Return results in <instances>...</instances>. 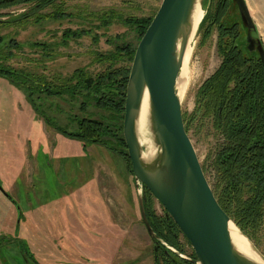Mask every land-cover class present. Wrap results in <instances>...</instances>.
<instances>
[{
	"label": "rangeland",
	"instance_id": "374dc122",
	"mask_svg": "<svg viewBox=\"0 0 264 264\" xmlns=\"http://www.w3.org/2000/svg\"><path fill=\"white\" fill-rule=\"evenodd\" d=\"M218 1L203 0L208 18L191 40L189 84L181 98L182 113L188 116L195 107L197 90L221 63L217 26H212ZM247 2L256 27L253 35L264 46V0ZM62 3L61 9L70 13V18L43 19L39 24L28 19L23 25H0V36L20 45L11 50L10 59H0L1 65L16 71L0 75V264H156L155 246L142 224L138 197L125 173V156L76 136L82 119L100 118L103 113L91 104L84 106L82 87L73 91L67 78L78 68H87L92 75L102 71L95 56L113 49L114 43L107 39L115 35L133 46L137 44L133 30L123 24L115 22L108 29H95L97 21H82L83 15L76 17L78 12L114 9L146 18L155 15L161 0ZM27 7L1 10L5 15L1 19L21 14ZM230 8L227 13L232 12L240 23L242 40L245 34L240 12ZM52 10L43 9L38 12L41 15L35 16ZM92 26L91 34L61 43L64 30ZM95 34L99 36L97 44L92 41ZM4 44L0 45L1 53L7 51L2 49ZM188 136L200 164L209 166L218 137L209 126H202L198 133L191 127ZM105 160L116 165L115 174L123 180V195L133 205L135 222L127 231H121L116 220L121 214H130L129 208L117 203L123 208L117 216L111 209L114 205L109 203V198L117 202L115 197L101 194L96 184L95 177ZM206 178L213 180L210 172ZM146 197L155 213L161 215L159 202L149 194ZM258 235L262 239L264 232ZM178 241L184 254L189 255L191 247L182 235Z\"/></svg>",
	"mask_w": 264,
	"mask_h": 264
},
{
	"label": "trees",
	"instance_id": "16d2710c",
	"mask_svg": "<svg viewBox=\"0 0 264 264\" xmlns=\"http://www.w3.org/2000/svg\"><path fill=\"white\" fill-rule=\"evenodd\" d=\"M62 1L0 0V11L17 5L28 6L21 14L8 15L0 25H23L28 19H33L34 23L39 24L43 19L59 20L67 16L70 18L71 14L61 9ZM50 7L53 10L49 14L35 16ZM230 7H233L231 0H219L215 5L212 26H217L221 63L197 90L195 107L191 114L188 116L182 113V117L187 134L191 127L198 133L202 126H209L212 133L218 137L219 142L213 158L209 166L201 165L202 170L206 177L209 172L212 175L213 180L208 182L220 207L264 256V237L261 239L258 235L259 232H264V68L258 54L248 46L246 38L239 39L240 23L235 20L232 12L227 13ZM81 12H78L76 17L83 15L82 21H97L95 29H108L115 22L123 24L133 30L137 44L154 16L138 18L134 15H124L114 9L93 13L86 10ZM2 16L5 15L0 12V19ZM207 18L206 12L198 29L202 28ZM92 29L93 26L80 30L66 29L61 36V43L64 45L68 41L89 35L93 32ZM243 29L245 34L246 29ZM208 33L210 29L206 30V34ZM98 39L99 36L95 34L93 43L97 44ZM121 39V35L107 39L108 43H114L113 49L95 56V61L103 67L102 71L92 75L87 68H78L67 80L73 91L82 87V95L86 99L84 106L91 104L103 113L100 118L89 116L82 119L76 136L88 143H97L117 150L125 156L131 172L122 125L128 75L137 44L133 46ZM2 44V49L7 51L0 52L1 61L10 59L11 50L20 47L14 39L7 40L6 37L0 36V45ZM12 72H16L15 69L0 64V75ZM146 194L149 193L145 191ZM145 210L158 238L173 246L179 254H184L178 241L179 235L182 234L173 220L166 216L163 207V213L156 214L147 198ZM183 238L185 239L184 236ZM152 241L157 249L156 264H196V255L192 248L189 255L184 254V258L178 253L166 250L159 241ZM185 241L190 246L186 239Z\"/></svg>",
	"mask_w": 264,
	"mask_h": 264
},
{
	"label": "water",
	"instance_id": "95a60500",
	"mask_svg": "<svg viewBox=\"0 0 264 264\" xmlns=\"http://www.w3.org/2000/svg\"><path fill=\"white\" fill-rule=\"evenodd\" d=\"M197 1L202 7L203 0H161L136 46L130 66L122 134L142 224L150 238L168 250L147 218V191L189 242L196 255V264H264L263 254L220 207L184 128L177 80L185 51L193 39L192 14ZM231 1L233 9L240 12L247 44L258 54L264 68V46L253 35L256 27L247 4L245 0ZM145 92L149 101V129L157 148L150 159L143 157L144 149L136 131ZM138 183L142 187L141 192L138 191ZM231 222L248 239L262 263L251 260L236 249L229 233ZM154 250L156 252V247Z\"/></svg>",
	"mask_w": 264,
	"mask_h": 264
},
{
	"label": "bare ground",
	"instance_id": "6f19581e",
	"mask_svg": "<svg viewBox=\"0 0 264 264\" xmlns=\"http://www.w3.org/2000/svg\"><path fill=\"white\" fill-rule=\"evenodd\" d=\"M203 16H204V10L199 4V2L197 1L195 8L193 10V14H192V20H193L194 25H193V33H192L191 39L194 37L196 30L200 22L203 19ZM191 51H192V47L191 45H189L185 51V54L183 57V63H182V67H181V71L179 75V79L180 78L182 79L181 80L178 79L177 81V93L180 99L182 98L189 84L187 63H188ZM136 131H137V135L139 138V142L144 149L143 157L145 159L152 158L155 155L157 148L153 143L152 135L149 129V101H148L147 92H145L143 101L141 104L139 117L136 123ZM229 233H230V237H231V240L234 246L241 254L250 258L251 260L255 262H259V263L263 262L261 258L251 249L248 239L240 233L238 228L232 222L229 224Z\"/></svg>",
	"mask_w": 264,
	"mask_h": 264
},
{
	"label": "crops",
	"instance_id": "0c3cea01",
	"mask_svg": "<svg viewBox=\"0 0 264 264\" xmlns=\"http://www.w3.org/2000/svg\"><path fill=\"white\" fill-rule=\"evenodd\" d=\"M247 7L249 9V4L247 0H245ZM250 11V10H249ZM111 163V161H110ZM109 161H104L102 163V167H99L101 172H98L97 176L95 177L96 184L101 192V194L109 193L112 194L117 202H112L111 198H109V203H112L114 205V208H111L114 213L118 216L119 210H123L122 207L116 206L117 203H120L124 209L127 207L130 210V214H121V217L116 220V223L120 224L119 226L121 227V231H127L128 226L130 224L135 222V215H134V209L133 205L131 202L124 197L123 195V180L119 178L118 175L115 174L116 172V165H111ZM113 168V169H112ZM129 174L130 182L132 183L135 191V183H134V177L132 172L129 171L128 166L125 167V173ZM128 180V177H127ZM136 194V191L134 192ZM120 208V209H118ZM123 212V211H122ZM125 222V223H123ZM118 225H116L117 227Z\"/></svg>",
	"mask_w": 264,
	"mask_h": 264
},
{
	"label": "built area",
	"instance_id": "2783aa9c",
	"mask_svg": "<svg viewBox=\"0 0 264 264\" xmlns=\"http://www.w3.org/2000/svg\"><path fill=\"white\" fill-rule=\"evenodd\" d=\"M138 191L139 192H141L142 191V187H141V185L138 183ZM165 246H166V248H168L170 251H172V252H176V250L173 248V247H171V246H168L167 244H164ZM182 257H184L185 258V256L184 255H181Z\"/></svg>",
	"mask_w": 264,
	"mask_h": 264
},
{
	"label": "flooded vegetation",
	"instance_id": "af4514ba",
	"mask_svg": "<svg viewBox=\"0 0 264 264\" xmlns=\"http://www.w3.org/2000/svg\"><path fill=\"white\" fill-rule=\"evenodd\" d=\"M168 244V243H167ZM169 245V244H168ZM169 246H171V245H169ZM171 247H173V246H171ZM174 248V247H173Z\"/></svg>",
	"mask_w": 264,
	"mask_h": 264
}]
</instances>
